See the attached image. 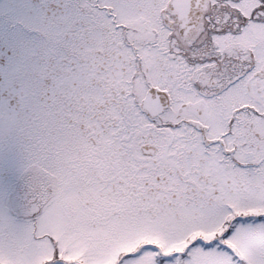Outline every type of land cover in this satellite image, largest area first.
<instances>
[{
    "label": "snow or ice",
    "instance_id": "snow-or-ice-1",
    "mask_svg": "<svg viewBox=\"0 0 264 264\" xmlns=\"http://www.w3.org/2000/svg\"><path fill=\"white\" fill-rule=\"evenodd\" d=\"M0 264H264V0H0Z\"/></svg>",
    "mask_w": 264,
    "mask_h": 264
}]
</instances>
